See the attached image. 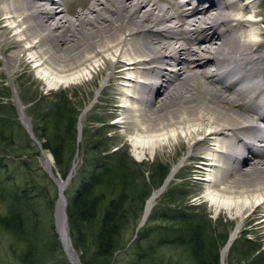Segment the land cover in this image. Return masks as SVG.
I'll return each mask as SVG.
<instances>
[{
    "label": "bare ground",
    "instance_id": "6f19581e",
    "mask_svg": "<svg viewBox=\"0 0 264 264\" xmlns=\"http://www.w3.org/2000/svg\"><path fill=\"white\" fill-rule=\"evenodd\" d=\"M261 3L0 0V53L7 44L15 45L50 89L108 70L109 81L121 80L122 117L117 124L132 126L133 155L153 156L159 146L183 138L190 148L188 155L205 153L195 170L206 175L204 200L217 213L238 217L264 211ZM20 57L17 52L9 54L6 67L13 70ZM43 156L52 170L51 154L45 151ZM183 161L149 197L145 216ZM57 181L58 227L69 258L81 264L68 240L64 217L69 181ZM261 218L262 225L264 214ZM240 226L222 250L223 258Z\"/></svg>",
    "mask_w": 264,
    "mask_h": 264
},
{
    "label": "trees",
    "instance_id": "16d2710c",
    "mask_svg": "<svg viewBox=\"0 0 264 264\" xmlns=\"http://www.w3.org/2000/svg\"><path fill=\"white\" fill-rule=\"evenodd\" d=\"M82 106L73 102L66 89L40 96L29 111L33 139L17 119L16 108L0 100V147L13 148L17 137L19 156L32 159L12 163L17 172L6 167V178L0 182V203L4 204L0 226L19 244L12 247L18 264H45L47 253L63 254L53 215L58 190L38 162L39 143L54 157V174L66 178L76 163ZM98 144L92 147L98 155H82L76 165L67 198L69 234L82 264H179L174 255L169 259L170 250L181 256L186 253L193 264H221L222 235L214 236L193 212L177 211L176 217L169 212L173 210L159 207V203L152 217L136 232L147 199L165 179L170 166L159 164L160 171L153 172L149 181L144 163L136 161L127 148L110 151L106 143L104 149ZM2 152L5 160L10 158V150ZM19 171L21 176L15 175ZM162 213L178 230L166 225L151 226L156 215L159 218ZM244 238L246 243L232 247V256L243 259L237 263L264 264L262 246L253 247L251 239ZM57 262L60 264V259ZM66 263L62 259L61 264Z\"/></svg>",
    "mask_w": 264,
    "mask_h": 264
},
{
    "label": "rangeland",
    "instance_id": "374dc122",
    "mask_svg": "<svg viewBox=\"0 0 264 264\" xmlns=\"http://www.w3.org/2000/svg\"><path fill=\"white\" fill-rule=\"evenodd\" d=\"M75 3L76 2H74L73 4ZM261 4L264 5V0H262ZM259 9H261V7H259ZM8 36H10V34ZM6 47L7 48L5 52L3 54L0 53V100H2L3 103H9L16 108L17 119L21 122L22 126L26 131L27 129L25 127V124L30 126L32 129V120L29 111L32 109L33 105L39 99L40 96L51 91H59L61 89L68 90L69 94L72 96L73 102L76 104L80 103L83 105L80 111L78 123L81 135L79 141L77 142L78 150L76 152V165L81 162L82 155H98V153L92 149V147H94L95 143L97 142H99L98 145L101 146V149L105 148L106 143L110 151H114L121 147L122 149L127 148L129 153L133 156L136 161L144 163L143 166L149 181L152 180L153 172L157 173L160 171L161 166H159V164H161L162 166L169 165L170 173L173 166L177 164L180 160L184 159V161L178 168L175 176L168 183L165 190L156 200V203L153 206L148 219L150 218V216L152 217L153 209L159 203V207L165 206L166 208L173 210L169 212L175 215L176 217H178L177 211H180L184 214H186L188 211L189 213L187 214L193 212L195 214V219H198L199 221L204 220L205 224L209 226L208 228L213 232L214 236L222 235V238H224H220L221 264H238V261L243 260L242 258L239 259V256H232V247L236 243L240 244L239 247L246 243V241L244 240V236L251 239L252 243L250 244L253 245V247H257L259 245L262 246L260 255L261 260H264V223L262 225L260 224L262 222L261 216L262 214H264L263 209L261 208L253 213H247L243 216L238 217L230 215L229 213H225V211L217 213L215 209L211 207L210 203L204 200L205 188L203 186L202 179L203 177H206V175H204L205 172L198 173L195 171L197 167L201 166V162L203 160L202 157L205 156V153H202L198 157L188 155L190 152V148L187 142L183 138H180L179 141H174L173 144H165L163 146H159L153 156H150V153L148 152L144 155L142 159H139L136 155H133L131 142V136L133 133L132 126L127 127L123 124H117V120L121 119L122 117V110L119 109L118 105L122 103V93H120L119 91L121 80L117 79L115 81H109V71L103 69L102 72L97 71L92 75H88L86 78H83L77 82L70 83L68 85H61L57 88L50 89L48 88L46 81L40 77V75L36 72L35 68L33 67L32 63L29 62L27 55H24V53H20L19 49L13 44H7ZM13 52H17L21 55V57L20 61L14 62V68L12 70V67H6L5 60L6 57ZM100 68L101 66L97 67V69ZM86 108L88 109V111L84 116L82 122H80V116L82 112L86 110ZM16 141L17 143H15L16 145L13 148L0 147L1 151H4V149L11 151V156H8L10 158H7L6 160L4 157L1 156L3 155V152L0 154V182L6 178V174L8 172L6 170V167H10V171L15 169L16 164L12 163L21 161V159H28L32 162V159L26 158V156H19L20 152H18L16 149V147L18 146L17 137ZM92 142L94 143V145H90ZM47 152L50 153V151ZM43 153L44 152H42L40 149V156H38V162L43 167L44 171L47 172L44 163ZM27 155H31V153H27ZM53 169L54 162L52 166V171ZM17 171L15 169V172ZM169 173L162 181V183H158V186L154 187L152 193L155 189L162 187ZM20 174L21 172L19 171L15 175L21 176ZM54 177L56 179L65 180V178H62L60 175L56 176L54 174ZM52 180L56 184L53 178ZM71 182L72 179L69 180L68 186L65 190L66 200L68 198V193H70V189L72 190ZM58 200L59 191L58 198L56 199L53 208L54 220L56 222V229L59 235V213L57 208ZM3 208L4 204L0 203V213L4 211ZM144 213L145 209L139 224L143 220ZM162 215H164V213L160 214L159 218H157L156 215V218L151 223V226L166 225V227H172L174 230H178L177 225H175V223H172L171 220H166ZM49 217L50 210L48 219ZM238 224H241L239 232L235 236L233 242L230 244L228 253L223 258L222 250L229 242L232 232L235 230ZM18 245L19 244L17 243L16 239L0 226V264L19 263L18 256H16V254L12 250V247H16ZM19 250L20 249H18V252ZM62 252L63 254H60L61 252L59 253L58 251H55L54 253H47L49 255L46 257L45 264H58V259H60V264L62 259L67 261L66 264H72L67 254L65 253L63 246ZM75 252L77 253L76 250ZM60 255L61 257H59ZM167 255H169V259H171L174 255V259H178L181 264H193V260L191 259V257L184 252L181 256L179 254H175L174 251L170 250L167 252ZM124 260L125 259H123V262Z\"/></svg>",
    "mask_w": 264,
    "mask_h": 264
},
{
    "label": "water",
    "instance_id": "95a60500",
    "mask_svg": "<svg viewBox=\"0 0 264 264\" xmlns=\"http://www.w3.org/2000/svg\"><path fill=\"white\" fill-rule=\"evenodd\" d=\"M86 109H87V108H86ZM25 127H26L27 131L29 132V134L31 135V137L34 138V135H33V132H32L31 127L28 126V125H26V124H25ZM78 130H79V134H78V141H79V138H80V135H81V131H80L79 127H78ZM39 145H40V144H39ZM40 149H41L42 152L47 151V150L44 149L41 145H40ZM50 154H51L52 159H53V162H54V157H53V155H52L51 152H50ZM46 169H47V172L49 173V175L55 180V182H56V184H57V186H58L59 197H60V188H59L58 181H57V179L54 177V173H53V171L50 170V169H48L47 167H46ZM73 175H74V166H73L72 170L70 171V173L68 174V176L66 177L65 180H66V181L71 180L72 177H73ZM164 184H165V182H164ZM164 184L162 185V187L164 186ZM66 208H67V200H66V197H65V204H64V217H65V220H66L67 223H68V215H67ZM149 214H150V213H149ZM149 214H148L147 216H145V213H144L143 220H142V222L138 225V227H137V229H136V232L141 228V226H143V225L145 224V222L147 221V219H148V217H149ZM59 235H60V240H61V242H62L63 249H64L65 253H66L67 256H68V253H67V251H66V249H65L64 242H63V238H62V236H61V232H60V230H59ZM67 235H68V240H69V242L72 244V240H71V237H70V235H69V231H67ZM72 245H73V244H72ZM68 258H69V256H68ZM69 260H70V262H71L72 264H74L73 261H72L70 258H69Z\"/></svg>",
    "mask_w": 264,
    "mask_h": 264
}]
</instances>
